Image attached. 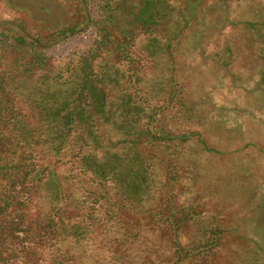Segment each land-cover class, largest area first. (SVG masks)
Wrapping results in <instances>:
<instances>
[{"label":"trees","instance_id":"1","mask_svg":"<svg viewBox=\"0 0 264 264\" xmlns=\"http://www.w3.org/2000/svg\"><path fill=\"white\" fill-rule=\"evenodd\" d=\"M73 1L64 26L0 23V264H224L228 220L193 164L216 153L213 116L177 65L191 2ZM243 25L263 60L260 25Z\"/></svg>","mask_w":264,"mask_h":264},{"label":"rangeland","instance_id":"2","mask_svg":"<svg viewBox=\"0 0 264 264\" xmlns=\"http://www.w3.org/2000/svg\"><path fill=\"white\" fill-rule=\"evenodd\" d=\"M185 1L191 2L194 15L182 12L189 29L177 64L179 75L191 96L202 99L201 109L213 116L206 117L202 132L205 145L216 151L195 153L193 164L204 184L212 183L213 198L228 220L223 223L231 230L224 264H264V89L258 82L264 58H257L256 44L251 45L243 25H260L264 42V0ZM79 13L73 0H0V23L17 18L34 30L67 25ZM89 39L90 31L51 53L84 50ZM224 48L232 62L223 69L212 52L223 59ZM163 68L162 62L160 74Z\"/></svg>","mask_w":264,"mask_h":264}]
</instances>
